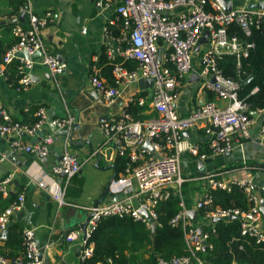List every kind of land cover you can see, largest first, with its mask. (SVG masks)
Returning a JSON list of instances; mask_svg holds the SVG:
<instances>
[{"label":"built area","instance_id":"2783aa9c","mask_svg":"<svg viewBox=\"0 0 264 264\" xmlns=\"http://www.w3.org/2000/svg\"><path fill=\"white\" fill-rule=\"evenodd\" d=\"M93 3L98 9L113 10L115 15L106 22L104 36L110 40L112 27H117L114 53L119 54L122 62L133 61L136 64L130 69L121 63H114L111 85L98 75L93 66L88 82L95 90L98 100L110 105L120 96L121 87L135 83L139 78H151L152 84L144 89L145 95L128 98L119 113L101 114L98 117V125L103 134L100 151L107 154L110 160L116 155L126 156L128 159L126 166L109 185L118 198L98 204H70L91 214V218L84 231L77 227L64 238L72 242L78 236L82 237L86 246L82 249L81 256L85 260L93 249L90 246L92 243L87 244V240L101 218L130 217L143 223L148 229L153 225L156 228L159 223L155 207L173 192L179 196L180 209L171 218L170 224L182 228L188 254L170 259L160 258L157 264H209L199 255L206 248H211V244L207 242L208 233L191 221L182 197L181 185L191 178L181 174L180 158L186 152L199 159L231 152L235 145H241L252 138V126L258 116L261 117L257 130L258 143L264 148V108L250 111L248 104L237 98L238 82L226 77L218 64L221 55L229 53L235 55L236 66H241L240 58L248 56V49L253 44L243 45L237 36L228 34L227 26L237 24L246 35L250 34L251 26L260 23L264 30V11L249 7L225 10L215 0H93ZM176 8H181V11L177 15H170V11ZM23 9L26 10L27 24L14 25L12 35L17 41L5 52L0 63V67L6 69L13 60L18 61L19 90H26L30 85L31 70L36 60L47 67L55 82L65 68V64L47 49L41 36V30L50 20V12L38 15L29 4L21 6L20 12ZM205 31L208 32L207 44L198 57L203 65L196 67L193 66L196 65L194 51ZM218 46L224 48V51H218ZM227 47L231 48L232 53L227 51ZM22 51L29 58L18 57L17 53ZM35 53H39V56H35ZM107 57L113 60L112 50H107ZM191 72L197 77V89L211 92L223 104L208 100L186 114H179L177 101ZM255 91L256 88H253L251 93ZM131 103L146 105L150 112H155V116L134 118L126 111ZM252 112H255V117L251 115ZM35 117L33 123L15 121L0 101V137L8 139L14 135L8 140L11 149L42 158L47 156L53 143L52 133L45 134L32 144L23 143L18 135L24 132L33 136L45 124L59 130L71 129L75 118L70 114L61 118L52 117L44 106L36 109ZM196 128H201L207 137V151H200L199 143L191 140V135H184L185 132L191 134ZM4 158L5 155L0 157V163ZM244 167L253 172H264V164ZM80 169L81 162L65 144L58 161L49 171L53 177L63 174L64 181L56 196L61 203H64L62 197L65 188ZM253 172L232 179L230 170L223 172L218 169L206 176L196 177L195 179L204 178L207 188L194 197V209H206L201 216L212 230L213 218L217 221L236 220L241 237L252 239L256 244H264L260 187ZM9 180L10 178L0 180V193L3 197L13 193ZM232 185H237L243 192L246 208L214 204L210 190L230 191ZM39 186L43 187L44 183L39 182ZM24 202L25 195L20 192L0 212V230L7 229L12 214L20 211ZM22 237L23 253L10 258L0 251V264H42L32 230H24ZM108 262L110 263V259Z\"/></svg>","mask_w":264,"mask_h":264},{"label":"crops","instance_id":"0c3cea01","mask_svg":"<svg viewBox=\"0 0 264 264\" xmlns=\"http://www.w3.org/2000/svg\"><path fill=\"white\" fill-rule=\"evenodd\" d=\"M215 1L219 3L218 0ZM224 1H230L234 9L248 7L249 4L258 0ZM27 4L38 15L50 12V20L41 30V36L47 49L65 64V68L55 82L47 67L36 60L31 70L30 85L26 90H19L12 86L3 74L5 68L0 67V101L15 121L31 123L35 118V109L44 106L50 116L61 118L70 114L74 116L75 122L69 139L55 135L50 124H45L33 136L24 132L18 135L23 143L32 144L45 134L52 133L53 143L50 145L47 156L42 158L11 149L8 140L14 135L9 136L8 139L0 137V157L5 155L0 163V180L10 178L9 187L13 193L19 189V193L23 192L25 195L24 206L20 210L23 211L22 216L16 220L11 216L9 225L17 222L23 231L32 230L38 248V258L42 264H83L81 254L86 245L83 244L82 237L78 236L72 242L66 241L64 237L84 221L86 213L70 204L111 202L118 198L110 190V195L103 200L100 199L105 184L115 170L111 168L114 165V158L110 160L107 154L100 151L103 134L98 125V117L101 114L119 113L128 98L145 91L140 89L136 82L125 85L121 87L120 96L110 105H106L98 100L95 90L88 82L89 76L93 73V66L98 71V75L100 74L98 59L103 49L106 53L110 49L113 55L117 54L114 53L117 46V27H112L110 40L104 36L106 22L115 15L112 9H98L94 6L93 0H26L23 6ZM8 9L7 0H0V22H4L0 25L7 24L14 16L19 17L20 11L9 19ZM180 11L181 8H176L170 11V15H177ZM17 23L26 25V17L22 22ZM206 44V42L200 43L194 51L196 67L203 65L198 57ZM192 75L196 76L192 72L189 73L181 89L177 101L179 114H186L208 100H216L218 104H223L222 101L215 99L211 92L199 91L197 77L191 78ZM101 78L107 82L106 78L103 76ZM209 94L212 95L211 98ZM32 109L34 111L30 113ZM143 113L149 115L148 117L155 116V112H150L147 107ZM260 120V116L255 118L252 138L245 140L241 145H235L227 154L208 155L205 159H199L193 154L183 153L180 158V167L187 169L188 173L182 174L181 171V174L192 179L222 169L223 172L230 170L231 178L235 179L253 172L249 168L246 169L244 165L263 164L264 148L258 143L257 137ZM190 135L191 140L199 143L200 151L207 147V137L201 128H196ZM65 144L81 162V169L77 174L83 177V183L81 194L75 198L67 197L65 188L62 197L64 203H61L56 196L64 179L51 176L49 171L50 167L58 161ZM97 152L102 155L100 159ZM194 172L197 175H194ZM253 173L260 187L259 194L262 200L264 199V172L254 171ZM198 180L203 181L204 185L196 189L185 206L189 212L195 211L194 214H190L191 221L199 227L200 224L207 225L208 222L194 209L193 205V198L207 188L204 178ZM39 182H43L44 186H39ZM5 240L6 229L0 230V250ZM90 246L92 247L93 244Z\"/></svg>","mask_w":264,"mask_h":264},{"label":"trees","instance_id":"16d2710c","mask_svg":"<svg viewBox=\"0 0 264 264\" xmlns=\"http://www.w3.org/2000/svg\"><path fill=\"white\" fill-rule=\"evenodd\" d=\"M25 1L7 0L9 7L7 17L10 19L13 15L18 14ZM13 27L12 23L0 25V63L5 52L17 41L11 33ZM227 32L229 35L237 36L243 45L252 43L253 47L248 49L247 57L240 58V67L236 66L235 55L229 53L222 54L218 59V64L226 77L238 82L237 98L247 103L250 111L264 108V30L262 25L260 23L251 26L249 35H246L237 24L228 25ZM113 56V60L107 59V53L103 49L98 59L99 75L106 78L110 85L113 84L111 71L114 63H121L130 69L136 65L133 61L122 62L119 54ZM17 65L18 61L13 60L3 72L14 87H18ZM250 75H252L251 80L242 85V81ZM253 88H256V91L251 93ZM139 94L136 96L145 95L144 92ZM211 97L212 95L209 94V98ZM145 108L146 105L139 106L136 103H131L126 107V111L131 113L134 118L142 119L149 116L143 113ZM33 111L34 109L30 113ZM35 120L36 117L31 123ZM20 122L25 123V121ZM203 151H207V147ZM127 161L126 156H115L113 163L116 175L123 170ZM82 183L83 177L75 174L66 187L65 195L73 198L79 196L82 192ZM185 183H182L181 188ZM18 193L19 189L10 193L8 197H2L0 193V212L16 198ZM210 193L216 205L247 207L245 196L237 185H232L230 191L213 189L210 190ZM179 209V196L173 192L168 198L159 201L155 207L159 226L153 233L143 223L130 217L101 218L87 240V244H93L92 253L82 263L157 264L160 258L170 259L188 254L182 228L170 224L171 218ZM204 211L206 209H201L198 212L202 215ZM213 224V230L205 224L199 225L202 230L208 233L207 242L211 244V248H206L199 255L209 264H264V244H256L252 239L241 237L236 220H218ZM22 231L21 225L17 222L7 226L6 240L0 250L4 255L14 258L23 253ZM108 259H110V263Z\"/></svg>","mask_w":264,"mask_h":264},{"label":"water","instance_id":"95a60500","mask_svg":"<svg viewBox=\"0 0 264 264\" xmlns=\"http://www.w3.org/2000/svg\"><path fill=\"white\" fill-rule=\"evenodd\" d=\"M218 2L221 4V6L225 10H231L232 9V6L230 4V1L226 2L224 0H218ZM248 7L251 8V9H258V10H263L264 11V0H258L255 3H251V4L248 5ZM25 13H26V10L23 9L20 12L18 18H11L8 21V23L16 24L17 22H22L24 20ZM0 23H4V22L1 21ZM207 36H208V32L205 31L204 34H203L202 39L200 40V43L207 42ZM197 48L198 47H196L195 50H197ZM217 49L220 52H223L224 51V48H222L221 46H218ZM226 49H227L228 52L232 53V50H231L230 47H227ZM159 54H160V51H158V57H159ZM17 56L18 57H22V58H29L28 54L25 51L18 52L17 53ZM35 56H39V53H35ZM195 77L196 76L192 75L191 78H195ZM251 78H252V75L248 76L245 80L242 81V85L247 84L251 80ZM136 84L139 86L140 89H146V88H148V87L151 86L152 79L151 78H139L136 81ZM251 115L252 116H255L256 114H255V112H252ZM52 130L55 132V135H61V136L66 137L68 139L71 137V134H72V130L71 129H61V130H59V129H56L55 127H52ZM184 135L186 137H189L190 136V133L189 132H185ZM97 156L100 159L102 155L99 152H97ZM263 164H264V160H263ZM111 168H114V165ZM62 177H63V174H60L59 175V178H62ZM114 177H115V171H114L113 175L111 176V178L109 179V181L105 184V186H104V188H103V190H102V192L100 194V199L101 200H103L108 195H110L109 185H110L111 180ZM99 202L100 201L96 202V204H98ZM260 209H261V211L264 214V199L261 200V207H260ZM194 212H189V213L190 214H194ZM22 214H23V211H17V212H14L12 214V217H13L14 220L20 219V217L22 216ZM90 218H91V214H87L86 213L84 221L78 227H80L84 231L86 229V226H87L88 221H89ZM215 221H217V219L213 218L212 219V222H215ZM154 230H155V226L153 225L152 228H151L152 233L154 232ZM83 239L85 240L86 237H83Z\"/></svg>","mask_w":264,"mask_h":264},{"label":"rangeland","instance_id":"374dc122","mask_svg":"<svg viewBox=\"0 0 264 264\" xmlns=\"http://www.w3.org/2000/svg\"><path fill=\"white\" fill-rule=\"evenodd\" d=\"M193 66H197V65H193ZM221 166H219L220 168ZM182 174H187L188 170L185 168H181ZM194 175H197V173L194 172ZM185 176V175H183ZM186 177V176H185ZM201 179V178H199ZM203 181L192 178V179H188V181L182 186L181 190H182V197L185 201V204H187V202L190 201V198L193 197L194 192L196 191V189L198 188H202L203 187ZM206 190V189H205ZM201 193V192H199ZM193 205H194V198H193Z\"/></svg>","mask_w":264,"mask_h":264},{"label":"clouds","instance_id":"9594fccd","mask_svg":"<svg viewBox=\"0 0 264 264\" xmlns=\"http://www.w3.org/2000/svg\"><path fill=\"white\" fill-rule=\"evenodd\" d=\"M200 227V226H199ZM151 230V229H150Z\"/></svg>","mask_w":264,"mask_h":264}]
</instances>
